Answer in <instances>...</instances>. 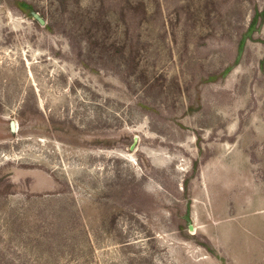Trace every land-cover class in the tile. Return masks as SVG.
I'll return each mask as SVG.
<instances>
[{
  "label": "rangeland",
  "instance_id": "obj_1",
  "mask_svg": "<svg viewBox=\"0 0 264 264\" xmlns=\"http://www.w3.org/2000/svg\"><path fill=\"white\" fill-rule=\"evenodd\" d=\"M0 264H264V0H0Z\"/></svg>",
  "mask_w": 264,
  "mask_h": 264
},
{
  "label": "water",
  "instance_id": "obj_2",
  "mask_svg": "<svg viewBox=\"0 0 264 264\" xmlns=\"http://www.w3.org/2000/svg\"><path fill=\"white\" fill-rule=\"evenodd\" d=\"M12 127H13V126H12V124H11V128H12ZM188 230H189V231H192V230H193L192 225H189V226H188Z\"/></svg>",
  "mask_w": 264,
  "mask_h": 264
}]
</instances>
